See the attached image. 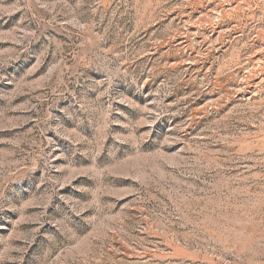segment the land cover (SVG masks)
Returning <instances> with one entry per match:
<instances>
[{
  "label": "rangeland",
  "instance_id": "obj_1",
  "mask_svg": "<svg viewBox=\"0 0 264 264\" xmlns=\"http://www.w3.org/2000/svg\"><path fill=\"white\" fill-rule=\"evenodd\" d=\"M0 264H264V0H0Z\"/></svg>",
  "mask_w": 264,
  "mask_h": 264
}]
</instances>
